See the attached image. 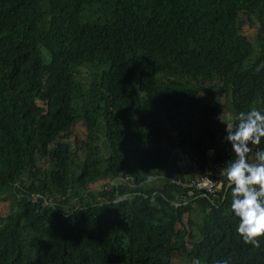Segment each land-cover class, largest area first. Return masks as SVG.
<instances>
[{
  "label": "trees",
  "instance_id": "1",
  "mask_svg": "<svg viewBox=\"0 0 264 264\" xmlns=\"http://www.w3.org/2000/svg\"><path fill=\"white\" fill-rule=\"evenodd\" d=\"M215 95L264 110V0H0V264H264L215 168ZM182 157L218 200L170 181Z\"/></svg>",
  "mask_w": 264,
  "mask_h": 264
},
{
  "label": "clouds",
  "instance_id": "2",
  "mask_svg": "<svg viewBox=\"0 0 264 264\" xmlns=\"http://www.w3.org/2000/svg\"><path fill=\"white\" fill-rule=\"evenodd\" d=\"M222 122V139L234 154L220 172L231 190L230 209L238 221L235 231L245 243L259 246V238L264 237V148L253 146L264 138V110L250 107L234 116L229 114L228 121ZM253 152L254 159L249 155ZM215 264H230V258L217 259Z\"/></svg>",
  "mask_w": 264,
  "mask_h": 264
},
{
  "label": "built area",
  "instance_id": "3",
  "mask_svg": "<svg viewBox=\"0 0 264 264\" xmlns=\"http://www.w3.org/2000/svg\"><path fill=\"white\" fill-rule=\"evenodd\" d=\"M255 148V147H254ZM178 164L180 167H182L183 171L186 168L187 164V157H182L179 161ZM189 177V176H188ZM187 177V178H188ZM131 179L130 175L124 174V176L121 178L123 182H127ZM170 181L172 183H176L188 190V194L192 195L193 193H197L198 195L207 197L208 199H211L212 201H216L220 198L221 196V189H222V184L223 180L222 178L220 179H215L208 174H203L200 173L198 175H195L193 177H189L187 180H182L181 178H170ZM32 200L33 202L37 203L38 200L43 199L40 195L38 194H33L32 195ZM51 203V200H44L42 202L43 206H47ZM71 206L69 205L68 208Z\"/></svg>",
  "mask_w": 264,
  "mask_h": 264
},
{
  "label": "rangeland",
  "instance_id": "4",
  "mask_svg": "<svg viewBox=\"0 0 264 264\" xmlns=\"http://www.w3.org/2000/svg\"><path fill=\"white\" fill-rule=\"evenodd\" d=\"M247 18L246 16L242 17V26L245 28V30H247L249 27L247 25ZM257 27L251 28L248 30V36L250 38V40L252 41V43L255 45L256 49L255 51L259 50V45H258V38H257ZM254 56V55H253ZM85 75H88L90 73L93 72V68L91 66L85 67V68H81L80 69ZM182 79V78H181ZM182 80L187 81L188 78H183ZM213 101H218L219 104H221L223 111L228 113V116L230 114V110H231V106L232 104L230 103V95H215L212 99ZM228 120H226L225 122H227ZM96 144H98L100 146V150H99V156L100 157H107L109 155V151L106 148V145L103 142V138L100 136L98 140H96L95 142ZM251 156L254 159V152L251 153ZM103 182H97V185L92 187V190H97L98 188H100L102 186ZM10 196L7 194L6 190H0V198H9ZM174 264H187L184 260L177 258ZM195 264V263H193Z\"/></svg>",
  "mask_w": 264,
  "mask_h": 264
},
{
  "label": "crops",
  "instance_id": "5",
  "mask_svg": "<svg viewBox=\"0 0 264 264\" xmlns=\"http://www.w3.org/2000/svg\"><path fill=\"white\" fill-rule=\"evenodd\" d=\"M176 149L178 150L179 148H176ZM209 153H210L211 157L214 156V150L213 149L210 150ZM249 155L251 156V153ZM223 165H224L223 163L215 165L216 170H220L223 167ZM184 171L186 172L187 176H189V177H193V176L201 173L200 169L198 168L197 163L194 161H187L186 168L184 169Z\"/></svg>",
  "mask_w": 264,
  "mask_h": 264
},
{
  "label": "water",
  "instance_id": "6",
  "mask_svg": "<svg viewBox=\"0 0 264 264\" xmlns=\"http://www.w3.org/2000/svg\"><path fill=\"white\" fill-rule=\"evenodd\" d=\"M187 160H189V157H187ZM224 166V165H223Z\"/></svg>",
  "mask_w": 264,
  "mask_h": 264
}]
</instances>
